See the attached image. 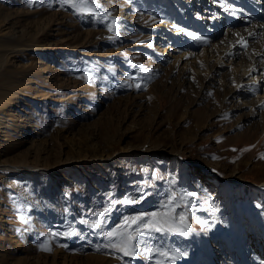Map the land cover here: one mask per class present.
I'll list each match as a JSON object with an SVG mask.
<instances>
[{"label": "rangeland", "instance_id": "1", "mask_svg": "<svg viewBox=\"0 0 264 264\" xmlns=\"http://www.w3.org/2000/svg\"><path fill=\"white\" fill-rule=\"evenodd\" d=\"M192 1L204 0H0V264H215L218 252L251 264L264 103L230 95L235 70L201 49L172 50ZM173 196L180 231L129 256L108 246L124 217Z\"/></svg>", "mask_w": 264, "mask_h": 264}, {"label": "bare ground", "instance_id": "2", "mask_svg": "<svg viewBox=\"0 0 264 264\" xmlns=\"http://www.w3.org/2000/svg\"><path fill=\"white\" fill-rule=\"evenodd\" d=\"M256 1L257 0H243L240 2L241 6H234L230 3L227 6L229 11L231 13L235 12V15H238L234 20L236 26L231 27L227 24L224 34L222 35V30H224L222 29V26L227 22L225 17L223 19V16L220 15L219 12L222 14L229 12L224 10L226 4L225 1L214 0L213 2V0H204L203 3L200 4L201 7L198 6L199 8H196V5L192 1L191 4H189V8L192 9L191 11L189 10V13L193 15L191 18L196 19L197 22L201 21L206 26L205 30L202 29L207 36L203 37L201 40L188 36L187 33L189 32L196 34L195 28L190 24V18L185 21L183 19L184 22L182 21L181 23L183 28L179 27L180 23H177V27H174L173 30V34L179 38L177 43L179 45L181 44V48L176 51L177 48L174 46L172 50L179 53L181 56H185V53H192V58H189L191 60L201 57V52L203 51L207 61H213L216 64V67L230 66L231 71L235 70L234 73L236 74L234 76L235 85L233 91L230 92V95H248L251 97L250 100H253L255 105L259 106L264 103V10L257 9L255 4L254 7L251 6L250 2L254 3ZM217 6L220 7V9L217 8ZM194 8L197 10L194 11ZM180 11L185 13V9ZM239 23L245 25L238 26ZM180 29H183L184 31L181 32L179 31ZM250 33L252 35H250ZM168 48H170V46ZM196 49H201V52L199 53ZM163 53L166 54L165 49ZM174 56H176V54ZM188 62L189 60L185 61V64ZM248 103L249 100L247 101V104ZM101 160H106V157H101ZM10 166H16L19 170H36L34 167L20 166L19 164ZM0 167H4V163H0ZM231 180L234 181L235 179L231 178ZM261 185H264V183ZM259 205L255 203L253 206L254 209L251 210V221L253 222L257 221L256 213ZM244 208L245 210L247 209L246 212H248V207L245 206ZM258 225L263 227L264 230V220L262 218ZM210 233L212 232L210 231ZM213 234L214 233L211 235ZM213 237L218 240L217 234H214ZM218 253L219 256H221V252ZM202 254L210 258L208 252H202ZM219 256L215 255L214 258H217L216 260L214 259L215 264L220 263ZM224 257L225 255L221 256V259L223 260ZM212 260L213 258L211 257L209 261ZM224 264L230 263L225 261Z\"/></svg>", "mask_w": 264, "mask_h": 264}, {"label": "snow or ice", "instance_id": "3", "mask_svg": "<svg viewBox=\"0 0 264 264\" xmlns=\"http://www.w3.org/2000/svg\"><path fill=\"white\" fill-rule=\"evenodd\" d=\"M68 0H65L67 3ZM81 3L84 0H80ZM74 7L78 6L76 4ZM225 11H229V8L225 5ZM235 15V12H232ZM109 30H114L110 28ZM179 31L183 32V29ZM188 36L193 37L197 40L203 39L202 37L195 36L194 33H187ZM250 35H252L250 33ZM145 71H148L145 69ZM142 85H137V87H141ZM264 106V105H262ZM175 197H171L169 201L165 204L161 205V208L164 211L153 212L150 214H142L131 217H124L122 223L118 225L116 228L108 231L106 233V239L109 242V245L113 250H118L123 253L124 256L133 255L136 251V245L139 244L140 240L146 236L150 235L154 232H171V231H180V227L178 225L186 226L187 217L183 214L179 215V219L177 220L176 215L174 214L175 207ZM123 203H133L134 201L130 198H125ZM108 209H105L107 212ZM102 224V221L97 219L91 224L93 229L99 228ZM64 235H73L71 232H66ZM43 250L50 251V248H43ZM160 255L167 256L168 253L163 252L159 253Z\"/></svg>", "mask_w": 264, "mask_h": 264}]
</instances>
